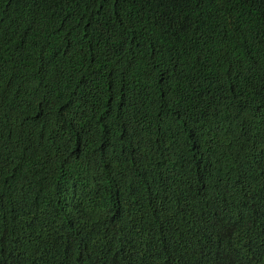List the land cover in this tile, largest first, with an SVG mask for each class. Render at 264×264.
Listing matches in <instances>:
<instances>
[{
	"label": "trees",
	"instance_id": "obj_1",
	"mask_svg": "<svg viewBox=\"0 0 264 264\" xmlns=\"http://www.w3.org/2000/svg\"><path fill=\"white\" fill-rule=\"evenodd\" d=\"M0 264H264V0H0Z\"/></svg>",
	"mask_w": 264,
	"mask_h": 264
}]
</instances>
